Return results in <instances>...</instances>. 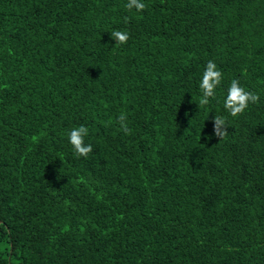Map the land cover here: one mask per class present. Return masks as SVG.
I'll return each mask as SVG.
<instances>
[{
	"label": "trees",
	"instance_id": "obj_1",
	"mask_svg": "<svg viewBox=\"0 0 264 264\" xmlns=\"http://www.w3.org/2000/svg\"><path fill=\"white\" fill-rule=\"evenodd\" d=\"M127 2L0 0V264H264V0Z\"/></svg>",
	"mask_w": 264,
	"mask_h": 264
},
{
	"label": "clouds",
	"instance_id": "obj_2",
	"mask_svg": "<svg viewBox=\"0 0 264 264\" xmlns=\"http://www.w3.org/2000/svg\"><path fill=\"white\" fill-rule=\"evenodd\" d=\"M125 7L131 11L133 8L137 12H142L147 7L143 0H128ZM110 41H114L115 46L119 47L126 44L129 35L126 31H112L109 34ZM223 74L217 69V66L211 60L208 61L206 69L202 74V79L199 84L201 90V98L199 99L200 106H206L210 102V98L215 99L216 89L221 84ZM259 96L253 92L246 91L239 80L233 79L227 89V95L224 99V108L232 116L236 117L243 114L249 103L256 104ZM127 117L121 113L118 117V123L125 135H130L132 129L126 123ZM88 128L81 125L73 128L68 136L69 143L72 145L77 157H87L92 152V146L86 145L84 138L88 135ZM229 134L227 122L224 117L215 116L212 118V133L208 137L210 140L224 139Z\"/></svg>",
	"mask_w": 264,
	"mask_h": 264
}]
</instances>
